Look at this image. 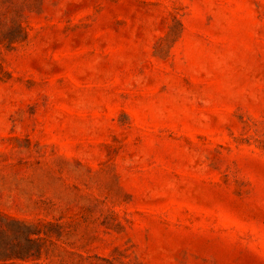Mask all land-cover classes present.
Instances as JSON below:
<instances>
[{
  "label": "rangeland",
  "instance_id": "1",
  "mask_svg": "<svg viewBox=\"0 0 264 264\" xmlns=\"http://www.w3.org/2000/svg\"><path fill=\"white\" fill-rule=\"evenodd\" d=\"M0 264H264V0H0Z\"/></svg>",
  "mask_w": 264,
  "mask_h": 264
}]
</instances>
